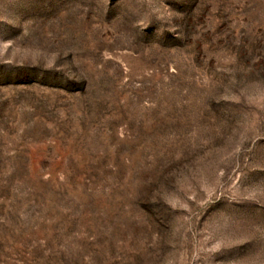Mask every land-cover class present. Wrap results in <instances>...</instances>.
Returning <instances> with one entry per match:
<instances>
[{"label":"rangeland","instance_id":"1","mask_svg":"<svg viewBox=\"0 0 264 264\" xmlns=\"http://www.w3.org/2000/svg\"><path fill=\"white\" fill-rule=\"evenodd\" d=\"M0 264H264V0H0Z\"/></svg>","mask_w":264,"mask_h":264}]
</instances>
